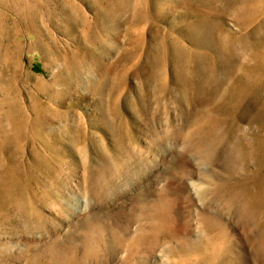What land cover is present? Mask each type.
Returning a JSON list of instances; mask_svg holds the SVG:
<instances>
[{
    "label": "rangeland",
    "instance_id": "1",
    "mask_svg": "<svg viewBox=\"0 0 264 264\" xmlns=\"http://www.w3.org/2000/svg\"><path fill=\"white\" fill-rule=\"evenodd\" d=\"M263 170L264 0H0V264H264Z\"/></svg>",
    "mask_w": 264,
    "mask_h": 264
},
{
    "label": "bare ground",
    "instance_id": "2",
    "mask_svg": "<svg viewBox=\"0 0 264 264\" xmlns=\"http://www.w3.org/2000/svg\"><path fill=\"white\" fill-rule=\"evenodd\" d=\"M254 179H255V182H257V185L260 187V192H259V195L257 196V201H258V203H260L261 205L264 206V170L262 172L260 171L259 174H256ZM57 261H61V262L64 261L65 262V260H63V258L61 260H57Z\"/></svg>",
    "mask_w": 264,
    "mask_h": 264
}]
</instances>
